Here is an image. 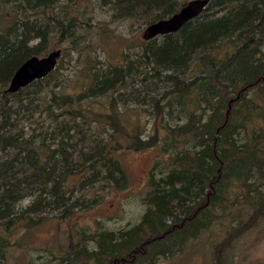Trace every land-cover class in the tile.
<instances>
[{
    "label": "trees",
    "instance_id": "trees-1",
    "mask_svg": "<svg viewBox=\"0 0 264 264\" xmlns=\"http://www.w3.org/2000/svg\"><path fill=\"white\" fill-rule=\"evenodd\" d=\"M78 1L0 0V264L18 225L41 223L47 212L69 217L97 205L102 190L126 186L107 135L122 131L118 108L127 105L158 118L147 136L136 126L127 145L162 156L148 174L146 209L126 229L78 230L61 264H154L214 227L212 263L229 264L236 241L264 221V0H209L177 32L140 40L119 62L89 60L78 92L65 90L59 61L6 91L25 60L55 50L51 38L76 48L89 26L69 11ZM94 1L112 20L146 27L188 0ZM101 97L103 114L91 104Z\"/></svg>",
    "mask_w": 264,
    "mask_h": 264
},
{
    "label": "rangeland",
    "instance_id": "rangeland-1",
    "mask_svg": "<svg viewBox=\"0 0 264 264\" xmlns=\"http://www.w3.org/2000/svg\"><path fill=\"white\" fill-rule=\"evenodd\" d=\"M72 6L75 7L69 11L82 23L89 24L83 26L85 29L81 31L85 35L78 39L75 49L69 40L51 38L49 49L63 50L58 60L59 78L67 92L75 93L88 81L83 67L89 64V60L97 61L99 66L119 62L122 51L136 47L143 40L145 26L134 19L112 20L111 11L94 0H81ZM4 18L10 16L5 15ZM107 101L104 97L93 101L94 112L106 113ZM118 112L123 129L115 135V140L109 138V134L107 139L112 153L126 171V186L102 190V199L97 205L77 210L69 217L59 218L56 212H47V218L41 223L18 225L12 231L5 264H61V259L66 257L69 241H77L78 230H84L89 235L103 230L126 229L139 222L146 209L143 198L148 189L149 171L156 159L162 156L156 148L136 151L127 145L130 133L136 126L142 129L143 136H147L158 127V118L149 117L146 112L130 105L120 106ZM23 124L27 126L30 123L25 121ZM31 125L33 128L39 126L34 121ZM77 182L78 177L73 176L67 183L73 186ZM33 200L34 196L26 197L18 202L16 208L20 210ZM216 231L217 227H214L202 233L197 239L188 242L183 252L171 257H160L154 264H213L209 240ZM93 246L92 242L87 243L88 249H93ZM229 264H264V221L236 241Z\"/></svg>",
    "mask_w": 264,
    "mask_h": 264
},
{
    "label": "water",
    "instance_id": "water-1",
    "mask_svg": "<svg viewBox=\"0 0 264 264\" xmlns=\"http://www.w3.org/2000/svg\"><path fill=\"white\" fill-rule=\"evenodd\" d=\"M208 2L209 0H188L171 16L147 25L143 31V39L149 40L159 35L177 32L187 21L200 14ZM60 55L61 49L58 48L45 56H32L25 60L13 73L6 91L16 92L33 80L49 74L54 69Z\"/></svg>",
    "mask_w": 264,
    "mask_h": 264
}]
</instances>
